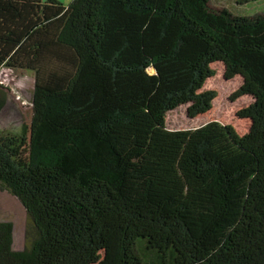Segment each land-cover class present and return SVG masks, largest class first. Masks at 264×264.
Segmentation results:
<instances>
[{"label":"trees","instance_id":"trees-1","mask_svg":"<svg viewBox=\"0 0 264 264\" xmlns=\"http://www.w3.org/2000/svg\"><path fill=\"white\" fill-rule=\"evenodd\" d=\"M223 63L253 101L237 132L202 90ZM35 76L32 118L0 132V264H264V12L210 0H0V72ZM0 81V113L8 101Z\"/></svg>","mask_w":264,"mask_h":264},{"label":"rangeland","instance_id":"rangeland-1","mask_svg":"<svg viewBox=\"0 0 264 264\" xmlns=\"http://www.w3.org/2000/svg\"><path fill=\"white\" fill-rule=\"evenodd\" d=\"M68 5L73 0H60ZM210 5L215 8H227L234 14L251 17L264 12V0H210ZM216 70L213 77L209 78L202 90L214 89L217 97L212 103L209 111L196 117L188 116V104H183L167 113L166 123L170 129H185L201 126L209 121L218 120L225 124H231L238 133L245 134L251 126V119L243 118L238 115L239 110L247 107L252 101L251 95H240L232 100V95L241 87L243 78L239 75L227 79L224 74L223 63L217 62L212 65ZM0 81L7 89L8 101L0 113V132L17 131L25 123H30L32 118V96L35 87V76L30 71L5 69L0 72ZM0 185L4 186L1 183ZM1 188V187H0ZM4 188V187H3ZM4 195L8 191H3ZM5 202V197H2ZM19 208V207H16ZM25 216H17L13 219L15 223V249L25 248L26 232ZM25 224V232L22 227ZM23 245L21 246V244Z\"/></svg>","mask_w":264,"mask_h":264},{"label":"crops","instance_id":"crops-1","mask_svg":"<svg viewBox=\"0 0 264 264\" xmlns=\"http://www.w3.org/2000/svg\"><path fill=\"white\" fill-rule=\"evenodd\" d=\"M1 183L4 186L0 185V192H2V197H5V202H2V198H0V220L1 221H10L12 222L13 219H17V216H25L26 220V211L24 208V205L22 202L19 201V199L10 191L8 186L1 181ZM4 187V188H3ZM3 191H8L6 195H4ZM19 207V208H16ZM24 223H26L24 221ZM14 227H13V245H15V223L13 222ZM23 232H25V224L22 227ZM25 243V242H24ZM23 243L21 244V246Z\"/></svg>","mask_w":264,"mask_h":264}]
</instances>
